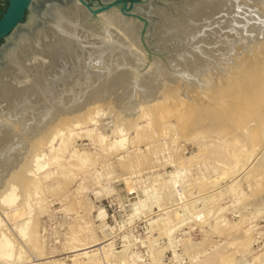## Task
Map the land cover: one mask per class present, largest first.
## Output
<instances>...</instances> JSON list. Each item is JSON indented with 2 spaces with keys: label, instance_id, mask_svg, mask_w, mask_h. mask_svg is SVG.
Masks as SVG:
<instances>
[{
  "label": "bare ground",
  "instance_id": "1",
  "mask_svg": "<svg viewBox=\"0 0 264 264\" xmlns=\"http://www.w3.org/2000/svg\"><path fill=\"white\" fill-rule=\"evenodd\" d=\"M113 1L101 0L103 5ZM28 9L25 23L12 31L0 49V212L12 223L25 218L16 235L8 232L0 220V261L24 264L34 257L36 261L47 259L35 216L41 212L50 191L44 182L59 180L53 191H61L68 185L69 177L94 160L92 155L79 154L77 150L66 159L65 154L81 135L77 131H83L92 144L99 145L104 158L127 153L117 160L122 170L148 161L136 149L141 144L146 145L144 156L155 155L154 143L160 136L173 143L215 137L219 150L226 154H216L215 160H230L233 164V168L223 171L222 179L228 175L234 178L245 169L263 145L264 0H173L170 6L155 9L151 28L144 21L131 18L132 15L123 16L120 8L91 17L73 0H32ZM108 106L109 113H113L109 142L87 128L95 126ZM171 119L172 127L168 125ZM141 121L144 126H138ZM104 140L107 144H103ZM128 145L134 155L128 151ZM48 169L53 171L42 180L40 175ZM246 174L247 177L243 175L253 182L249 196L257 198L259 193L264 194V160H256ZM170 176L169 184L181 183L176 174ZM218 183L207 181L196 188L199 194H207ZM163 187L154 188L153 204L158 205V197L165 192ZM233 187L229 192L237 193L240 187L232 191ZM207 195L208 199L216 196ZM241 200L235 201V210L245 213L254 201ZM258 201L252 204V214L262 213L257 210L260 205L264 208V197ZM193 204L188 206L192 208ZM210 205H205L207 210H199L197 215L201 217L196 218L203 221L212 214ZM158 208L161 209L159 205ZM100 211L95 216L98 219L103 218L104 211ZM245 215L233 223L224 220L227 224L218 218L211 231L238 229L244 225ZM167 221L161 222V228L169 225ZM158 225L150 221L148 228L154 231ZM168 230H161L166 233L164 237L172 231ZM126 238L122 237V242L127 245L122 243L123 249L115 253L110 237L97 239L89 229L74 232L69 246L66 244L69 261L134 262V255H127L132 245ZM244 242V247L240 245L243 250L249 243ZM152 252L149 259L156 263ZM214 258L207 257L196 264H213ZM194 259L193 256L191 262ZM220 260L221 264H232L233 257L223 256ZM50 263L47 260L36 264Z\"/></svg>",
  "mask_w": 264,
  "mask_h": 264
},
{
  "label": "rangeland",
  "instance_id": "2",
  "mask_svg": "<svg viewBox=\"0 0 264 264\" xmlns=\"http://www.w3.org/2000/svg\"><path fill=\"white\" fill-rule=\"evenodd\" d=\"M110 107L111 106H108V108L106 107L107 109L105 108L104 110H107V112L104 111V114L102 113L99 115V121L97 122L98 124L96 123L95 126L89 125L87 127L89 130H93L94 134H101L104 138L106 137L105 140L107 139V142H109V136H107L109 128L112 126L113 122V113H109ZM110 115H112L111 118ZM144 125V121L138 123V126ZM168 125L172 127L174 125V121L171 119L168 121ZM93 127L95 129H92ZM77 132L81 135L79 136V139L78 137L75 139L71 149H69V152L65 154L66 159L69 158V153L77 150L76 152L79 154L88 156L92 155L91 157H93L94 160L82 171L76 172V174L73 175L74 177L65 176L67 178L69 177V182L67 183L68 185L63 187L61 191H53L54 187L56 186V182L59 180H48L47 182H44V186L50 189V191L46 193V198L43 202L41 212L35 215L38 217L37 231L39 232L38 234L40 236V241L41 243L44 241V245H42L43 243L41 244L42 248L44 246L42 251L45 255L44 258H47L46 260H41L42 262L49 260V262L51 261L50 264H71L69 261L70 254H67V248L69 246L68 242L71 240L70 238L72 234L79 230L84 232L85 230L87 231L89 229L97 237V239L104 240V236H106V238L110 237V241H112V251L115 253H118L123 249L124 245H122V237H127V243L132 245L128 250L127 255H129V257L134 255L133 259L135 260L132 262L130 259L126 264H153L154 262L149 259L150 250H152V253L156 256V263L154 264H196L203 261L207 257H215L212 263L221 264L220 258L223 256H232V264H264L263 206L260 205L261 209L260 206H258L260 210L257 208V211H259L257 213H262L259 215L256 214V216L253 211L255 216L252 214V210L255 209V206L252 204L255 205L257 202L259 203V199L262 201L264 194L259 193L263 197L261 195L259 196L258 194L256 196L259 198L252 197V200L249 195L253 182L252 179L246 178V172L256 163V160H264V156H262L264 155V129L262 130L263 145L257 150L258 154L256 153L255 156L247 163L245 167L246 170L241 169L238 171V174L236 173L237 175L235 177L233 176L234 178L228 175V177H225L224 179H222L223 173L227 171V169L230 170V168H233V164L230 160H227L224 163L217 162L215 160L216 154L218 153L226 155L223 151H221V149L219 150V140L215 137L210 139H195L192 141L181 139L178 141V143H173L169 138H164V135L160 136L156 143H154L155 155H152L151 157L146 154L145 155L147 157L144 156V152H146L145 144H141L136 147V149L139 150V155H141L143 159H149L148 161L145 159L143 163L144 165H136L137 168L133 166L132 168H129L131 170L128 169V171L122 170L119 167L117 161L121 157L127 156V153H119L115 157L110 156L104 158V153L102 152L99 145L92 144L89 139L84 136L83 131ZM105 140L103 144L106 143ZM128 147V151L133 154V149L129 145ZM152 164L155 166H152ZM52 171V169H48L44 174L40 175V178L44 180V177L47 174H50ZM170 174H176L178 176V181H181V183L178 182L176 184H169V182L172 181ZM243 174H246V177ZM245 178L247 180H243ZM212 180H215L216 183L219 181V183L215 184L214 188L210 189V192L207 193L209 195H213L215 193L216 195L211 198L209 197V200L206 198L208 197L207 194L198 193V188H196V186L198 184L205 182L207 183V181L209 182ZM232 181L233 183H231ZM164 183H167L166 187ZM235 183L241 185L236 186L237 184ZM179 185H181V187H179ZM231 185L238 188L240 187L238 190H236L238 191L237 193L229 192L231 187H233ZM159 186H164L163 188L165 191L160 194V196L162 195L161 198L160 196L158 197L159 201H156V203L158 202V205L161 207V209L158 208L157 204L152 203L151 198L155 189L159 188ZM228 186H231L230 189H228ZM234 187L232 188V191ZM224 190H226V192ZM79 192H81V194ZM223 192L225 194L222 196ZM147 196L151 200V203ZM180 196L181 198H179ZM217 196H220L221 199ZM203 198H206V201ZM213 198L216 201H213ZM241 198H246V200L242 199L243 201L245 200V202L252 203L254 201V203H252L251 206L245 210V213H242L244 212L243 210H235V205L237 203L235 201L239 200L238 202H240ZM192 202L195 206L193 207L192 205L191 208L189 206L192 204ZM204 203L207 205V208L208 205H210L209 203H211L209 209L212 208V214L207 216L208 219L205 218L203 221H200L199 218L196 217L199 215L201 217V214H197L201 212L199 210L205 207ZM142 206H144V208ZM133 208L134 210H139V212L133 211ZM207 208L204 209L207 210ZM191 209H193V211H191ZM100 210L104 211L102 213H104L105 216L103 214V218L98 219L95 216H98V213L101 214ZM134 212L139 214L135 216L136 213ZM131 214H133V217ZM242 214H246L245 216L248 217H246L245 223L242 227L238 229L227 228V230H225L223 233L216 231V233H214V231H211L212 225L217 222L218 218L221 220V222L223 220V222L227 221V223H233L237 222L240 218V215L242 216ZM24 219L12 223L9 222L5 216L3 217V214L0 212V220L5 225L4 227L7 228V231L11 232L13 235H16L18 225L22 224ZM164 220H168L167 222L169 225H166L163 228H169L168 231H170V228L172 229V233L168 232L169 235H167L169 236V240L167 236H163L166 234L164 233L165 231L161 232L163 229L161 228V224L164 225L161 222ZM150 221L159 224L158 226L160 229L157 226L154 228V231L152 229L151 231L148 228V223ZM227 223L225 222V224ZM176 224H178L180 227L176 226ZM172 227H176V229H173ZM71 230L76 231L72 232ZM110 232L111 234H109ZM218 233L220 235H218ZM159 234L162 236L159 237ZM244 241H247V243L249 242V246L247 245L245 250H243V248L241 249L240 246L242 245V247H244L246 245V242ZM67 243L68 246L66 245ZM150 243L152 245H150ZM65 246L67 247L65 248ZM239 249L240 251H238ZM26 252L30 253L28 250H26ZM193 256L195 259L194 262H191L190 259L193 258ZM34 259L31 258L30 260H27V262L24 261V264H27L28 262H30L28 264H36L41 262ZM0 264L7 263L1 260ZM17 264H23V262H18Z\"/></svg>",
  "mask_w": 264,
  "mask_h": 264
},
{
  "label": "water",
  "instance_id": "3",
  "mask_svg": "<svg viewBox=\"0 0 264 264\" xmlns=\"http://www.w3.org/2000/svg\"><path fill=\"white\" fill-rule=\"evenodd\" d=\"M73 1L91 17H96L113 8H120L123 16L132 15L131 18L142 20L150 26L151 21L155 19V9L163 5L170 6L173 0H114L107 5H103L101 0ZM31 3L32 0H8L7 7L0 18V48L7 42V38L14 29L25 23L29 15L28 6Z\"/></svg>",
  "mask_w": 264,
  "mask_h": 264
},
{
  "label": "flooded vegetation",
  "instance_id": "4",
  "mask_svg": "<svg viewBox=\"0 0 264 264\" xmlns=\"http://www.w3.org/2000/svg\"><path fill=\"white\" fill-rule=\"evenodd\" d=\"M7 4H8V0H0V18H1V14L5 11Z\"/></svg>",
  "mask_w": 264,
  "mask_h": 264
}]
</instances>
